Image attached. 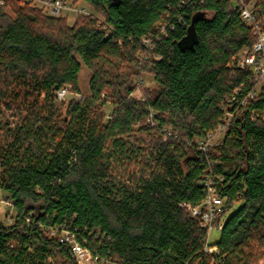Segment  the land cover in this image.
Wrapping results in <instances>:
<instances>
[{
    "label": "trees",
    "instance_id": "1",
    "mask_svg": "<svg viewBox=\"0 0 264 264\" xmlns=\"http://www.w3.org/2000/svg\"><path fill=\"white\" fill-rule=\"evenodd\" d=\"M66 1L95 14L69 24L0 0V189L15 210L11 224L0 220V264H79L64 231L98 264H261L264 86L241 104L256 81L231 62L257 37L234 0ZM247 1L264 28V0ZM144 38L153 48L143 60ZM146 73L155 85L135 98ZM63 88L79 97L60 100ZM230 104L233 125L209 156L226 199L209 254L200 218L181 203L204 199L198 140Z\"/></svg>",
    "mask_w": 264,
    "mask_h": 264
},
{
    "label": "built area",
    "instance_id": "2",
    "mask_svg": "<svg viewBox=\"0 0 264 264\" xmlns=\"http://www.w3.org/2000/svg\"><path fill=\"white\" fill-rule=\"evenodd\" d=\"M30 1L35 4H42V8L52 16H60L63 13L75 12L77 14H92L84 7L73 5L66 0H24ZM235 9L238 11L241 19L248 26H250L253 32L256 34V41L252 48H248V51L244 55H240L239 58H234L231 62L232 65L240 68H250L253 71L254 80L256 81L255 87L248 90L246 97L242 100L241 104H244L247 98H253L257 95L262 86H264V28L261 23L257 20L253 2L247 0H234ZM146 44V49L141 53V58H148V51L153 48V41L149 38L143 39ZM245 49V48H244ZM138 81V87L140 86ZM244 86L238 87L235 93L227 98V102L231 103L236 99L237 94L243 92ZM69 90L63 88L57 91L58 97H64ZM142 94H140V97ZM224 107V116L217 129L210 132L206 137L198 140V148L201 151V160L207 163V174L202 180V185L205 189V196L202 202L193 205L188 202H182L181 206L186 208L193 216H198L201 220V226L206 229V241L204 245V251L209 254H217L218 249L216 245L210 243V232L213 229H221L224 225L225 218L219 219V212L225 204L226 199L221 197L217 191V183L223 179L221 174H215L213 170V162L210 159V150L220 145L223 141L224 135L227 133L229 128L233 125V119L235 112L233 111V105ZM150 124L153 122L149 119ZM11 220V218H10ZM219 220V221H218ZM218 221V222H217ZM63 239L71 245V248L76 256L79 264L89 263L93 259L91 252L88 248L77 242L68 231H64Z\"/></svg>",
    "mask_w": 264,
    "mask_h": 264
},
{
    "label": "rangeland",
    "instance_id": "3",
    "mask_svg": "<svg viewBox=\"0 0 264 264\" xmlns=\"http://www.w3.org/2000/svg\"><path fill=\"white\" fill-rule=\"evenodd\" d=\"M38 6H42V4L37 3ZM77 6L79 7H84L86 8L88 11H91L95 14V11L90 8L89 6H87L86 4L80 2L77 4ZM46 11V9H44ZM47 12V11H46ZM48 13V12H47ZM49 14V13H48ZM62 16H66L68 19V23L69 24H73L77 18V13L75 12H68V13H63ZM246 51H248V48L243 49L237 56L236 58H239L240 55H244L246 53ZM90 71L86 68L83 67L82 72L80 74V83H81V89L83 92L85 93H89V81H90ZM140 81V86L136 88V90L133 93V96L135 98H139L140 94H143V92L145 91V87L147 86H154L155 82L153 80V77L149 74H144L142 77H139ZM137 78V81H139ZM79 95L72 93V92H68L64 97H60V100L65 101L66 103H68L70 100H72L73 98H78ZM113 110V107L111 104H108L106 106V111L107 113H111ZM5 117V118H4ZM1 118H3V120H7V118L10 119V121L15 125L16 120L11 118V113L10 112H6ZM0 133H2V131L0 130ZM235 208L229 210L227 212V215L229 216L231 213H233ZM15 215V210L13 209L12 205L6 200V194L5 192L0 189V220L4 223V224H11L12 220H13V216ZM11 218V220H10ZM221 235V230L220 229H213L210 232V243L214 244L215 242H217L220 238ZM264 259H262L260 261L261 264H263ZM85 264H98L96 259H92L91 261H89V263H85Z\"/></svg>",
    "mask_w": 264,
    "mask_h": 264
},
{
    "label": "water",
    "instance_id": "4",
    "mask_svg": "<svg viewBox=\"0 0 264 264\" xmlns=\"http://www.w3.org/2000/svg\"><path fill=\"white\" fill-rule=\"evenodd\" d=\"M114 3H115V4H118V3H119V0H114Z\"/></svg>",
    "mask_w": 264,
    "mask_h": 264
}]
</instances>
